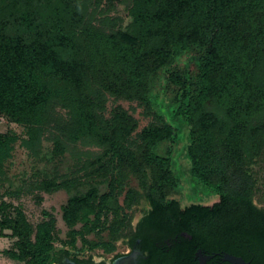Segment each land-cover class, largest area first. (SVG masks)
I'll use <instances>...</instances> for the list:
<instances>
[{
	"label": "trees",
	"instance_id": "trees-1",
	"mask_svg": "<svg viewBox=\"0 0 264 264\" xmlns=\"http://www.w3.org/2000/svg\"><path fill=\"white\" fill-rule=\"evenodd\" d=\"M110 100L141 108L147 125L118 105L108 110ZM0 116L22 129L0 133V237L14 239L4 257L104 264L56 249L52 215L34 226L4 200L16 145L28 155L51 145L53 156L87 157L75 171L84 174L23 183L15 196L69 194L64 246L80 239L112 254L120 238L139 239L147 264H157L155 243L170 238L178 259L159 264H197L195 249L264 264V205L254 203V169L264 161V0H0ZM140 200L149 208L133 229L129 211Z\"/></svg>",
	"mask_w": 264,
	"mask_h": 264
},
{
	"label": "rangeland",
	"instance_id": "rangeland-1",
	"mask_svg": "<svg viewBox=\"0 0 264 264\" xmlns=\"http://www.w3.org/2000/svg\"><path fill=\"white\" fill-rule=\"evenodd\" d=\"M123 5H118L119 14L122 15L125 19V23L128 22V19L125 15V12L122 8ZM117 13V12H116ZM120 106L124 110L128 111L135 119L138 120L139 129L143 128L147 125L148 119L142 116V109L136 107L135 104H131L125 101L115 102L110 100L108 102V110H110L113 106ZM65 112L61 109L56 111V114L63 115ZM7 132H16L18 135H21L22 129L15 123H10L5 120V118L0 116V133ZM182 143L178 146L179 151H181ZM51 145H44L40 152H37L34 155H28L26 151L16 145L13 158L11 160V164L9 165V178L12 182L10 185H6L7 191L11 194L6 195L5 189H2L4 200L14 207H20L25 215L27 216L29 222L32 225H37L44 219V213H48L52 215L55 219V248L56 249H68L71 253H74L79 258H89L92 257L96 261L107 260L109 256H105L99 249L94 251H89L86 248H82V244L80 239L77 240L75 244V248H71L70 246H64L63 241H68V231L69 229L65 225L62 220V207L65 206L69 194L60 190L54 193H44L40 191H34L32 193H22L19 196H15V190L21 186L23 183L32 184L34 182L39 183L42 180L49 179H58L62 180L64 177L72 178L78 175H83L84 171L79 173L75 172L80 170L87 157H83L80 161L78 160V155L75 151L71 153H67L63 156H53L50 154ZM179 158V167L184 172V175H181V188L182 193L186 194L184 191L187 185V175L186 168L187 164L184 160V157L181 153L178 154ZM255 175L258 179L257 188L254 194V203L262 208L264 205V161L260 162L258 166L255 167ZM128 187H132L138 189V185L134 178L128 179ZM99 193H104L107 191V183L101 179H96L93 182ZM86 187L80 188L79 190L73 191L75 194H82L85 192ZM182 194V195H183ZM181 197V196H180ZM123 196L119 198V201L122 202ZM216 200L205 201L201 200V203L205 205H211ZM148 205L144 200H140V202L133 206L132 210L129 213H132L133 223L137 222V220L143 215V213L148 210ZM80 226H76V229H79ZM8 231H5V234H8ZM104 235H107L104 233ZM103 235V236H104ZM91 241H97L98 238L95 235H90L88 237ZM14 243V239H10L9 237H0V264H18L15 261L4 257L1 252L5 249H11ZM126 248L124 245L117 243V253H124Z\"/></svg>",
	"mask_w": 264,
	"mask_h": 264
},
{
	"label": "flooded vegetation",
	"instance_id": "flooded-vegetation-1",
	"mask_svg": "<svg viewBox=\"0 0 264 264\" xmlns=\"http://www.w3.org/2000/svg\"><path fill=\"white\" fill-rule=\"evenodd\" d=\"M141 218V217H140ZM140 218L137 220V222L133 223V220L131 221V226L134 229ZM107 239V237H106ZM105 239V240H106ZM176 240V238H174ZM98 241V240H97ZM172 240L170 238L162 241H157L155 243L156 249L158 250V256L156 258V263L159 264V260L161 256L166 257L168 260L172 261L175 263L177 261V255H176V246L172 244ZM117 243H120L121 245H124L126 248V251L124 253H117ZM116 250L112 254H105L101 249H99L103 255L109 256L107 260H100L96 261L91 257V260L94 263H104V264H113L116 260L123 258V257H128L133 255L135 252H138V256L135 259L134 264H147V261L149 260V256L145 255L141 251V241L139 239H135L133 244H127V238H120L116 243ZM191 247V246H190ZM191 249V248H190ZM225 253H207L206 251L202 249H195L193 253V259L197 264H223L224 261L221 259V256ZM219 258V262H215V258ZM227 263V262H226ZM229 264V263H228Z\"/></svg>",
	"mask_w": 264,
	"mask_h": 264
},
{
	"label": "water",
	"instance_id": "water-1",
	"mask_svg": "<svg viewBox=\"0 0 264 264\" xmlns=\"http://www.w3.org/2000/svg\"><path fill=\"white\" fill-rule=\"evenodd\" d=\"M138 252H135L133 255L128 256V257H123L120 258L118 260H116L113 264H134L136 257L138 256ZM221 259L224 262H227L229 264H249L248 262H246L243 258L241 257H237V256H233L230 254H223L221 256Z\"/></svg>",
	"mask_w": 264,
	"mask_h": 264
}]
</instances>
